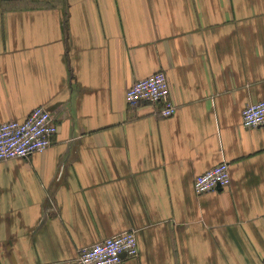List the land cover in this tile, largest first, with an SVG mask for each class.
Listing matches in <instances>:
<instances>
[{
	"label": "crops",
	"instance_id": "crops-1",
	"mask_svg": "<svg viewBox=\"0 0 264 264\" xmlns=\"http://www.w3.org/2000/svg\"><path fill=\"white\" fill-rule=\"evenodd\" d=\"M164 71L177 112L127 90ZM264 0H0V124L44 106L52 145L0 162V264H264ZM222 162L230 186L197 195Z\"/></svg>",
	"mask_w": 264,
	"mask_h": 264
},
{
	"label": "built area",
	"instance_id": "built-area-1",
	"mask_svg": "<svg viewBox=\"0 0 264 264\" xmlns=\"http://www.w3.org/2000/svg\"><path fill=\"white\" fill-rule=\"evenodd\" d=\"M169 82L164 71L155 72L135 81L127 90L130 106L141 102L157 107L159 116L170 118L177 112L172 103ZM242 126L254 128L264 126V98L247 106L242 112ZM58 132L53 114L44 106L33 108L23 120H12L0 124V162L23 159L34 153L46 151ZM222 162L194 179V193L203 195L223 189L231 184V168ZM134 231H126L106 238L81 249L77 264H119L124 258H135L140 254L139 242Z\"/></svg>",
	"mask_w": 264,
	"mask_h": 264
}]
</instances>
